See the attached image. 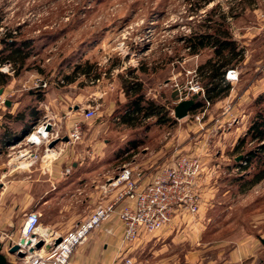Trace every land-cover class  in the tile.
Returning a JSON list of instances; mask_svg holds the SVG:
<instances>
[{
  "label": "rangeland",
  "instance_id": "1",
  "mask_svg": "<svg viewBox=\"0 0 264 264\" xmlns=\"http://www.w3.org/2000/svg\"><path fill=\"white\" fill-rule=\"evenodd\" d=\"M223 17L244 58L234 60L231 69L238 77L227 78L229 95L209 102L199 67L215 55L214 49L191 53L186 38L215 28ZM10 35L19 44L29 43L25 51L30 56L20 70L11 63L14 71L0 86V182L8 185L4 193L0 188V221H5L0 239L9 261L25 264L8 250L10 235L16 232L13 239L18 241L29 213H41V228L64 236L89 219L102 198L109 204L124 191L122 184L105 192L106 182L98 187L99 182L123 168L134 169L132 178L141 169L143 180H148L168 158L180 154L202 160L197 214L177 216L170 228L145 233L134 244L126 245L122 236L116 253L117 242H107V248L102 237L113 213L74 249L68 264L78 249L92 245L94 258L84 257V264H118L124 255L136 264H232V253L240 246L253 241L264 247V179L250 186L248 182L261 167L258 158L247 162L248 152L258 145L248 139L236 148L257 112L264 110V102L254 104L264 95V0H0V58L8 53L4 41H10ZM67 75L75 80L69 83ZM39 79L47 81V87L40 86ZM124 79L141 81L147 98L164 104L174 120L163 124L151 117L138 126L124 123L115 112L128 100ZM250 87L249 95L241 97ZM191 98L196 108L177 119L175 106ZM46 105L77 111L94 106L97 115L73 123L81 124L80 139L63 141L73 125L70 130L59 127L56 120L62 115H47ZM47 117L56 123L60 141L45 159L46 145L28 144L25 136ZM239 125L247 126L245 132L233 131ZM132 141L139 142L137 148H131ZM26 152L32 158L25 159ZM62 152L75 158L62 162ZM56 169L62 171L54 178ZM95 170L103 171L101 179L92 176ZM20 180L27 182L26 193L19 188ZM86 213L88 218L78 226L66 225ZM55 220L63 225L51 226ZM155 234L159 236L152 238Z\"/></svg>",
  "mask_w": 264,
  "mask_h": 264
},
{
  "label": "built area",
  "instance_id": "2",
  "mask_svg": "<svg viewBox=\"0 0 264 264\" xmlns=\"http://www.w3.org/2000/svg\"><path fill=\"white\" fill-rule=\"evenodd\" d=\"M10 70L14 71L11 63L0 64V71L8 73ZM237 77L235 70L227 71L228 79L234 80ZM39 82L40 86L47 87L48 85V82L42 79H39ZM193 88V91H197L196 87ZM83 115L86 119L94 118L97 115V108L91 106L83 111ZM53 121L48 117L40 120L25 136L26 142L36 145L45 144L46 154L51 152L53 148L50 147V144L60 138L59 131L56 130V123ZM35 132L38 135H43L41 140L33 139L32 136ZM80 138L81 124L77 122L71 129L69 140L75 141ZM27 153L22 156L25 159L32 158L31 152L29 155ZM46 154H44V158ZM133 171L134 169L123 168L118 171L115 177L109 179L103 186L105 192L122 184L121 190L124 191L117 195L115 201H110L109 204L100 203L89 219L64 236L59 235L56 231L53 236L43 234L40 215L36 212L29 213L20 232L19 240H14L10 235V240L13 241L12 245L20 244L21 250L26 253L23 258L25 264H68L74 249L87 239L91 230L98 227L113 213L117 214L123 228V240L126 245H129L141 240L145 233L166 228L177 216H182L187 212L192 214L199 212L201 198L197 188L202 175L200 157L186 154L177 155L157 169L145 181L142 177L144 172L141 169H138L136 177L133 174L132 178ZM122 200H124L122 206L115 210L117 203ZM23 237L26 240H31V244H21L20 240ZM58 237H62V241L55 244V239ZM40 240L44 241L43 248H35L31 251L30 248L35 247ZM47 244L51 245L48 250L46 249ZM118 264L136 263L134 259L124 255L123 260Z\"/></svg>",
  "mask_w": 264,
  "mask_h": 264
},
{
  "label": "trees",
  "instance_id": "3",
  "mask_svg": "<svg viewBox=\"0 0 264 264\" xmlns=\"http://www.w3.org/2000/svg\"><path fill=\"white\" fill-rule=\"evenodd\" d=\"M226 18L223 17V23L216 24V27L208 28L206 31L197 33L193 32L190 37L186 38L188 48L191 53L198 54L201 49L206 47L214 49V56L208 59L199 67V70L205 73V98L209 102H216L224 97H227L232 89L231 82L227 80V71L235 67L236 62L243 60L244 51L239 48L237 41L233 38L229 29L224 25ZM12 35H10V38ZM6 50L8 53L0 58V61L13 63L22 69L26 60L30 56V51L25 49L29 47L27 41L20 44L13 39H5ZM1 63V62H0ZM79 69L80 66L78 65ZM88 69H85L84 74ZM68 82H73L75 79L72 75H67ZM10 79V75L0 71V86L4 85ZM127 102L116 109V113L121 114L124 123H131L133 126L142 124V119L157 117L159 123H169L174 120L169 115V109L154 99L147 98L144 86L141 81H122ZM264 102V95L258 96L254 104L259 105ZM198 105V104H197ZM193 108H196L195 106ZM192 108V109H193ZM123 112V113H122ZM23 122L25 117H18ZM27 132H25L26 134ZM256 141L257 148L251 149L248 152L247 162L253 159H259L261 167L258 172L254 173L253 178L248 180L250 185L260 182L264 179V110L260 109L255 119L252 121L247 132L239 138V143L236 148H240L247 140ZM139 142L132 141V149L137 148ZM251 174V173H250ZM248 176L250 177L249 173Z\"/></svg>",
  "mask_w": 264,
  "mask_h": 264
},
{
  "label": "crops",
  "instance_id": "4",
  "mask_svg": "<svg viewBox=\"0 0 264 264\" xmlns=\"http://www.w3.org/2000/svg\"><path fill=\"white\" fill-rule=\"evenodd\" d=\"M250 90H251V87L249 88V89H247L244 93L245 94H242V96L241 97H246L247 96V94L249 95V92H250ZM96 93V92H95ZM94 93V94H95ZM254 93V92H253ZM252 93V94H253ZM46 107H47V111H46V113H47V115H49V114H60V115H62L59 119H57L56 121V123L59 125V127H60V125L61 126H65V127H67L69 130L71 129V127H72V125H73V123L75 122V121H81V120H84V119H86L85 117H84V115H83V111L85 110V109H87L88 107H84V108H82V110L81 111H77L76 109H77V107L76 108H74V109H72L71 107H65V106H62V107H59V106H48V105H46ZM54 109V110H53ZM46 115V114H45ZM43 117H44V115H43ZM83 119H82V118ZM243 121L241 122L242 124L244 123V119H242ZM247 128V126L246 125H239V127L237 126V128L236 127H234L233 129V131L234 132H236L237 131V129H241V131H244L245 132V129ZM236 129V130H235ZM241 132H238V135L240 134ZM237 135V136H238ZM72 155V158H75L73 155V153H70V152H68V153H63L62 152V154H61V156L63 157L62 159H61V161L62 162H67L68 160H70L69 158H70V156ZM51 156V154L50 153H48V154H46V156H45V159L46 158H49ZM171 159H167V161L166 162H164V163H167V162H169ZM76 161H74V163H75ZM56 167H58V166H56ZM56 171H57V173H56ZM62 170H58V169H56L55 170V174L54 175H56L54 178H57V177H59V175L58 174H60V172H61ZM98 170H95V171H93V177H95L96 175L99 177V179H101L102 177H101V173L103 172V171H98ZM215 171H217V167H216V165H215V170H214V172ZM51 173H52V171H50ZM54 172V171H53ZM215 174V173H214ZM53 175V176H54ZM58 175V176H57ZM204 175V174H203ZM213 175V174H212ZM211 175V176H212ZM52 176V177H53ZM208 177V176H207ZM24 179H26V178H24ZM105 182H107V180L106 181H103V182H99V184L97 185L98 187L100 186V187H102V185H103V183H105ZM0 183H2V182H0ZM27 182H26V180H20L19 181V188H20V190H21V192L22 193H26V189H27V184H26ZM2 184H4L3 185V189H4V191H1L2 193H4L6 190H7V188H8V185H6V183L4 182V183H2ZM201 184H203V183H201ZM44 185L45 184H37L36 185V187L38 188V189H42L43 187H44ZM96 185V184H95ZM7 187V188H6ZM70 188H71V186H70ZM205 189V191L207 190V187L206 188H204ZM86 190V189H85ZM206 193V192H205ZM88 196H89V194H88ZM86 198V200H87V198L88 197H85ZM101 203L102 202H108L107 200H106V198H102V200L100 201ZM99 202V203H100ZM37 214H39L40 215V220H41V213H39V212H37ZM86 215H87V213H86ZM85 214L83 215V214H81V216H80V219H78L77 221L73 218V220H68L67 222H66V225H71V224H73L74 222H76V224H77V226L80 224V223H82L85 219H87L88 218V216H89V214L86 216ZM76 217H79V215L78 216H76ZM184 217H186V216H184ZM75 220V221H74ZM111 221H113V223L112 224H110L109 223V225L107 224V225H105V228H106V234L104 235H102V237H104V241H103V245L105 246V247H107L108 248V243L107 242H109V244L110 243H114V242H117V244H115V247H116V253H117V250H119V248H118V246L120 245V239H121V237L123 236L122 235V233H123V230H122V224H121V222L119 221V219H118V217H117V215L115 214L112 218H111ZM177 220H174L169 226H167L166 228H164V229H162V231L163 230H165V229H168V227L170 228L172 225H174L175 224V222H176ZM104 222V221H103ZM102 222V223H103ZM60 222H59V220H55V221H53L50 225L51 226H53V227H56L57 225H63V224H59ZM101 223V224H102ZM4 224H5V221L3 220H1L0 221V228L2 229L3 227H4ZM101 224L98 226V227H101ZM104 224V223H103ZM104 226V225H103ZM98 227H96L95 229H98ZM4 229V228H3ZM94 229V230H95ZM93 230V231H94ZM93 231L91 232V233H93ZM161 232V231H160ZM17 233L16 232H14V233H12V235L13 236H15ZM159 236V234L158 235H153L152 236V238H154V237H158ZM120 238V239H119ZM17 239V238H16ZM18 240H19V235H18ZM87 244V243H86ZM107 245V246H106ZM263 248V249H262ZM96 249V245H92V246H84V247H81L80 249H78L75 253H74V257H73V259H74V261L72 262V264H84L85 263V261L83 260L84 259V257H87V258H94V250ZM251 251V252H250ZM264 247L262 246V244H260V243H255V242H253V241H251V242H249L248 243V245L247 246H243L242 245V247L240 246L237 250H236V252H234V254L232 253V258H234L233 260H231V263L232 264H240V263H238V262H240L238 259H240L241 260V257H244L245 259L246 258H249V259H251V261H250V264H256V261L259 259H261L262 257H264ZM264 259H262V263L261 264H264ZM70 263V262H69ZM93 264H94V262H93Z\"/></svg>",
  "mask_w": 264,
  "mask_h": 264
},
{
  "label": "water",
  "instance_id": "5",
  "mask_svg": "<svg viewBox=\"0 0 264 264\" xmlns=\"http://www.w3.org/2000/svg\"><path fill=\"white\" fill-rule=\"evenodd\" d=\"M2 92V90L0 91V93ZM196 101L194 98L191 99H184L182 101H180L174 108V114L175 117L177 119H183L185 117H187L189 115L190 110L194 107ZM7 105H10V100L7 101L6 103ZM78 108V107H77ZM49 129L51 128L50 125L48 127ZM63 141H68L69 137L65 136L63 139ZM60 141V139H56L54 140L51 144L50 147H54L58 142ZM241 157H238L237 160H240ZM3 187V184L0 183V188ZM54 235V230L52 228H46V234L45 235ZM62 241V237H58L57 239H55V244H58ZM262 243L264 244V238H261ZM21 244H27L30 245L31 244V240H26L25 238H22L20 240ZM44 245V241L40 240L35 248H41ZM51 247L50 244L46 245V249L48 250ZM4 248V244L2 243V241L0 240V264H18L15 262H11L8 260L6 254L3 251ZM34 247H31L30 250L33 251L35 249ZM9 253L11 254H16L18 257L20 258H24L26 256V253L24 251L21 250L20 244L15 243L13 244L10 248H9Z\"/></svg>",
  "mask_w": 264,
  "mask_h": 264
},
{
  "label": "bare ground",
  "instance_id": "6",
  "mask_svg": "<svg viewBox=\"0 0 264 264\" xmlns=\"http://www.w3.org/2000/svg\"><path fill=\"white\" fill-rule=\"evenodd\" d=\"M42 136L43 135H38L36 132L35 133H33V139H37V140H41V138H42ZM35 141V140H34ZM42 232H43V234H46V229H44V227L42 226ZM13 236V235H12ZM23 238H25V237H23ZM26 239V238H25ZM35 248V247H34Z\"/></svg>",
  "mask_w": 264,
  "mask_h": 264
}]
</instances>
